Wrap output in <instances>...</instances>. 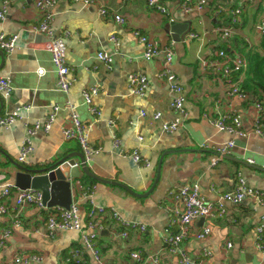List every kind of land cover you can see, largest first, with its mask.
<instances>
[{"label":"crops","instance_id":"1","mask_svg":"<svg viewBox=\"0 0 264 264\" xmlns=\"http://www.w3.org/2000/svg\"><path fill=\"white\" fill-rule=\"evenodd\" d=\"M84 1L56 0L48 11L52 15V36L65 37L67 44L73 83L70 91L63 93L58 89L51 54L43 48L50 37L33 29L43 20L36 0H0V11L6 8L0 33L16 39L12 53L0 54V79L10 78L13 88L8 96L0 94V117L19 112L13 126L0 127V192L5 185L14 184L18 171L14 163L30 170L44 169L67 155L83 153L78 142L66 141L63 136V129L71 125L72 113L87 126L92 146L101 149L88 164L91 172L101 179L126 185L139 195L153 188L162 155L181 151L165 156L161 177L147 197H137L120 186L102 184L81 170L79 177L71 179L73 203L80 206L85 222L94 204L114 209L125 221L147 227L144 233L130 231L128 239H121L117 237L121 227L109 215L101 218L103 229L99 230L98 247L102 264H136L131 259L133 252L157 257L156 264H181L180 255L170 252L164 243L166 230L180 232L173 220L183 210L182 201L171 196V191L198 184L206 201L219 204L224 193L236 188L239 173L249 186L264 191V139L253 133L255 103L264 100V90L256 86L259 82L252 85L248 79L250 55L258 53L264 59V30L260 29L264 24V0H207L203 10L192 13L183 11V0H160L175 23H190L191 31L181 41H175L167 32L168 17L149 8L148 0H92L91 4ZM103 8L110 14L103 16ZM239 8L242 13L233 26L232 12ZM115 15L124 21H116ZM220 28H233L232 36L224 39L217 31ZM136 31L174 51L169 69L183 87L187 113L184 126L176 132L162 128L163 122L174 118L170 109L173 95L161 77L166 59L158 56L146 61L145 47ZM190 34L199 37L192 38ZM220 49L232 57L241 54L248 60V67L240 76V87H248L245 99L230 97L222 76L207 66ZM101 52L113 58L111 69L98 58ZM40 69L44 70L43 75L38 74ZM131 74L147 78L145 95L130 92ZM91 87L99 89L94 98L102 113L99 118L83 99V91ZM55 106L60 109L53 128L32 139L33 151L20 163L27 128L44 121ZM142 112H146L145 117ZM156 112L163 114L160 121L152 119ZM223 115H238L247 136L218 130L213 121ZM114 136L121 141L119 149L114 147ZM229 141H234L235 147L228 155L237 160L224 158L214 164L217 149ZM135 150L151 162L150 167L122 156V151ZM73 158L80 165L79 158ZM4 201L8 213L0 214V238L8 229L11 235L0 248V264H76L72 258L76 249L84 252L81 264H100L84 247L80 232L57 231L49 237L48 213L34 206L23 210L21 224L15 226L14 199ZM224 205L227 213L223 218L191 223L189 236L181 245L184 252L197 264H264L256 233L264 217V206L253 199ZM204 227L210 228V235L199 240L196 235ZM19 253L37 255L41 261L13 263Z\"/></svg>","mask_w":264,"mask_h":264},{"label":"built area","instance_id":"2","mask_svg":"<svg viewBox=\"0 0 264 264\" xmlns=\"http://www.w3.org/2000/svg\"><path fill=\"white\" fill-rule=\"evenodd\" d=\"M85 4H91L92 0H85ZM207 0H183L181 8L185 13H192L195 11L203 10L207 5ZM56 0H36V6L43 12V20L37 26L34 27V31L37 33L45 34L50 37L48 43L43 48L50 52L52 62L57 74L58 89L63 93H68L71 89L73 80L70 79V67L67 61V44L65 37H53L51 31L52 15L48 12ZM148 7L156 10L168 17L170 24L175 23L174 18H171L169 10L164 6L160 0H148ZM242 13V9H236L232 12V25H237L239 22V16ZM103 16L108 15L106 9L101 10ZM6 18V8L4 7L0 11V21H4ZM115 20L123 22V18L120 15H115ZM260 29L264 30V24ZM219 34L224 38H229L233 34V28L218 29ZM135 35L139 38V41L145 47L144 59L146 61L153 60L158 56L165 57V67L161 73V77L165 79L172 92L173 98L170 102V109L174 114V118L171 121H165L162 124V128L165 132H176L184 126L187 113L185 109L186 96L183 87L177 82L176 76L169 69L174 57V51L168 47H162L158 42L151 40L148 36L143 35L140 31H136ZM192 38H198L197 34H190ZM111 40L116 42L117 39L112 37ZM16 47V39L9 38L5 33H0V50L6 53H12ZM98 58L105 63L108 68H112L113 58L106 52H101ZM207 66L213 71L218 72L224 79L228 95L230 97H239L241 99L246 98V94L240 87L241 74L248 67V60L241 54L231 56L225 50H218L216 52V59H213L207 63ZM39 75L44 74V70L38 71ZM128 86L130 92L134 95L143 96L148 89V80L144 75L131 74L128 76ZM13 88L11 86L10 78L0 79V94L8 96L12 93ZM99 94L98 87H91L83 91V99L90 112L96 117L102 115L101 111L94 103V98ZM59 107L52 108L49 116L42 122H36L32 126L27 128V137L24 141L23 147L19 154L18 161L24 163L28 156L33 151L32 139L40 132H49L53 128L56 121ZM256 117L253 121V133L264 139V100L257 101L255 103ZM142 116H146V112H142ZM19 117V112L15 111L7 113L0 117V127L9 128L13 126ZM163 117L161 112H156L152 115L153 121H160ZM113 125V122H111ZM215 127L222 131L239 137H246L247 133L243 129L242 120L238 115H223L220 118L213 121ZM63 136L66 141H76L79 143L84 153L87 164L92 160L93 156L100 153V148H95L90 143L87 126L81 121L76 113L71 115V125L63 129ZM140 140H142L140 138ZM114 147L119 149L121 147V141L118 137L114 136ZM235 147L234 141H229L221 145L217 149V154L214 159V164L224 159L225 155L231 153V150ZM122 156L132 158L137 164H142L145 167H150L151 162L142 157L138 150L127 152L122 151ZM250 163H253L251 160ZM170 195L177 197L183 203L182 212L178 213V217L173 220L180 228L179 233H173L171 230H166L164 243L166 247L172 253H178L181 257V264H197L192 260L183 250L182 243L189 236V226L191 223L208 218H223L226 213L225 202L231 204H240L246 199H253L257 204L264 206V191L255 189L247 184V181L242 174L237 175V185L233 191L226 192L221 197V203L215 204L206 201L200 194V186L198 184L186 185L177 190L170 192ZM12 197L15 202V226H19L21 221L19 217L23 210L29 206L37 207L48 213L47 229L49 237H54L57 231H77L80 232L83 238V245L88 249L95 260L102 264L101 251L98 247V235L99 230L103 229L101 218L110 216L121 227V230L117 233V237L121 239H128L130 231L146 232L147 227L135 222L125 221L121 215L114 209H106L105 207L92 205L87 215V221L82 218L81 208L77 203H72L69 209L61 207L49 208L43 201V193L39 190H20L15 185L7 184L0 192V214H7L8 207L5 203V199ZM210 228L204 227L202 232L196 235V238L203 240L210 235ZM257 233V248L264 255V217L260 224L256 227ZM11 230L8 229L3 232L0 238V248L5 244L6 240L10 237ZM228 247H232L228 244ZM82 249H76L73 253V261L76 264H81L83 261ZM205 255H208L206 253ZM131 259L136 264H152L157 263L158 258L152 256H143L140 252H133ZM41 257L37 255L17 254L13 263H30L40 262Z\"/></svg>","mask_w":264,"mask_h":264},{"label":"water","instance_id":"3","mask_svg":"<svg viewBox=\"0 0 264 264\" xmlns=\"http://www.w3.org/2000/svg\"><path fill=\"white\" fill-rule=\"evenodd\" d=\"M191 31L190 23H172L170 24L167 32L170 33L175 41L184 40L186 35ZM0 54L3 56V52L0 51ZM188 151V150H187ZM181 151H168L165 152L158 164V175L156 182L153 188L144 195H139L133 192L126 185L120 184L118 182L108 181L101 179L94 175L89 165L86 162L85 156L83 153H75L70 154L55 164L48 168L44 169H36L30 170L26 167L14 163L15 167L18 169L14 178V185L16 188L20 190H39L43 193V201L49 207H61L65 209H69L73 203V189H72V178L80 176V170L87 175L88 177L95 179L96 181L102 184H110L120 186L123 189L127 190L129 193L137 196V197H147L157 185L160 177H161V168L162 163L164 161L165 156L173 153H178ZM78 157L80 160V165L76 162L73 157ZM225 159L228 160H237L229 155L224 156ZM241 162V161H240ZM80 167V169H79ZM260 170H263L259 168ZM204 224L205 220L201 219L200 221Z\"/></svg>","mask_w":264,"mask_h":264},{"label":"trees","instance_id":"4","mask_svg":"<svg viewBox=\"0 0 264 264\" xmlns=\"http://www.w3.org/2000/svg\"><path fill=\"white\" fill-rule=\"evenodd\" d=\"M231 20H230V23H231ZM249 62H250L249 73H248L249 83L253 85L255 82H259V83H256V86L264 90V83H263L264 82V59L260 55H258V53H253L250 55ZM243 89H244L243 91L245 92V94L248 95V87H245ZM92 181L94 183L96 182L95 180H92Z\"/></svg>","mask_w":264,"mask_h":264}]
</instances>
